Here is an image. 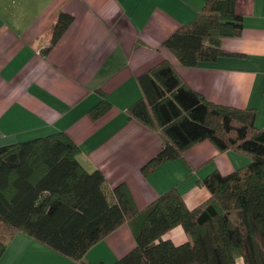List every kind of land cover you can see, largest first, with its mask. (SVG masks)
Here are the masks:
<instances>
[{
  "label": "crops",
  "instance_id": "obj_1",
  "mask_svg": "<svg viewBox=\"0 0 264 264\" xmlns=\"http://www.w3.org/2000/svg\"><path fill=\"white\" fill-rule=\"evenodd\" d=\"M206 1L0 0V146L64 130L79 144L80 162L101 169L111 185L126 182L139 208L172 186L189 207L204 201L210 191L200 178L214 169L228 173L251 158L202 140L145 173L142 166L163 142L126 109L142 95L139 75L169 59L193 89L219 103L256 108V124L264 125V0H236L243 33L223 38L235 55L184 66L163 44ZM61 11L73 21L51 45ZM102 93L110 106L93 116ZM165 235L176 243L187 238L181 226ZM23 240L13 256L9 250ZM134 244L123 224L95 243L87 258L111 264ZM8 245L1 264H75L20 231Z\"/></svg>",
  "mask_w": 264,
  "mask_h": 264
},
{
  "label": "trees",
  "instance_id": "obj_2",
  "mask_svg": "<svg viewBox=\"0 0 264 264\" xmlns=\"http://www.w3.org/2000/svg\"><path fill=\"white\" fill-rule=\"evenodd\" d=\"M235 5L236 0H207L163 44L184 66L237 54L223 47L224 37L243 33L244 16ZM72 21L69 12L59 13L51 45ZM138 82L142 95L126 112L163 142L142 166L145 173L182 157L202 140L221 152L245 154L250 161L200 178L210 195L194 207L172 186L139 208L126 182L111 185L101 169L88 170L80 162V146L64 130L2 145L0 259L12 233L20 230L75 264H109L90 262L87 252L127 224L135 244L111 264H237L239 258L244 264H264V125L256 124V108L207 98L169 59L139 75ZM101 95L90 110L93 116L110 106ZM177 226L187 237L178 243L165 235Z\"/></svg>",
  "mask_w": 264,
  "mask_h": 264
},
{
  "label": "rangeland",
  "instance_id": "obj_3",
  "mask_svg": "<svg viewBox=\"0 0 264 264\" xmlns=\"http://www.w3.org/2000/svg\"><path fill=\"white\" fill-rule=\"evenodd\" d=\"M262 126V125H261ZM20 231V230H19ZM22 234H24V232L23 231H20ZM16 233H17V231H15L14 233H12V236L9 238V239H11V240H13V238H14V236L16 235ZM3 234V233H2ZM9 233H5V234H3V235H8ZM26 234V233H25ZM10 240V241H11ZM10 241H9V243H10ZM8 243V244H9ZM19 243V245H18V247H16L15 249H13V250H9V252L10 253H12L13 252V256H18L19 255V252L21 251V250H23V247L25 246V241L23 240L22 241V243L21 242H18ZM9 246V245H8ZM7 246V247H8ZM6 250V249H5ZM241 258H239L238 260H237V264H238V262H239V260H240ZM1 262V261H0ZM1 264V263H0Z\"/></svg>",
  "mask_w": 264,
  "mask_h": 264
}]
</instances>
